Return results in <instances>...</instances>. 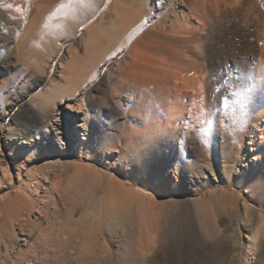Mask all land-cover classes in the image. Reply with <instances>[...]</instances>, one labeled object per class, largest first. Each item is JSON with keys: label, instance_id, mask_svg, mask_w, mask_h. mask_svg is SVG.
Returning <instances> with one entry per match:
<instances>
[{"label": "rangeland", "instance_id": "1", "mask_svg": "<svg viewBox=\"0 0 264 264\" xmlns=\"http://www.w3.org/2000/svg\"><path fill=\"white\" fill-rule=\"evenodd\" d=\"M103 1L63 0L57 7L48 11L44 18L50 25L43 35L26 48V53L30 52L29 54L35 56L28 54L23 57L24 60L18 62V71L12 73L17 76L20 70H25V74L19 75L23 85L17 87L26 94L19 98V94L2 91L4 97L0 96V113L3 115L0 118V157L4 160L2 165L9 169L11 174L8 175L11 178L7 174H0V199L26 194L28 198L31 197V204L24 208L21 204V208L9 213L8 218L0 215V237L5 226L18 230L19 220L27 219L24 228L32 233V241L30 240L28 245L36 248V251L45 248L56 251L57 255H53L57 257V264H61L60 261L66 258L64 254L62 259V254L69 255L70 250L79 255L75 256V261L79 262L74 261L72 264H264V228L257 235L252 221H245L251 211L262 216L264 221L263 123L254 133L248 129L233 133L223 130L226 120L221 118L198 134L191 133L192 135L187 136L183 147L170 145L165 148L157 140L137 142L138 140L132 138L140 125L136 123L135 118L128 117V113L120 107L117 108L122 114L118 112L116 115L104 117L95 111H89L86 98L83 97L75 101L65 100L75 107L82 103L84 108L76 113L69 112L65 105H57L52 109L54 116H58L64 123L58 132L61 133L63 128L71 126L75 120L82 122L84 114L87 113L88 126L97 146L105 149L120 148L121 142L128 135V150L124 151L125 154L122 153V156L128 157V170L123 163L105 165L93 157V154L90 157L78 158L72 155L71 147L68 148L67 154L57 153L56 146L44 139V133L48 132L49 127L38 129L41 138L39 151H36V146L23 148L19 143L29 130L27 127L33 126L29 121V114L37 117V110L42 109L37 96L49 84V79L57 73L59 62L66 56L69 44L63 45L60 55L48 63L51 68H48V64L43 67V56L47 58L50 55L45 49L52 46L51 40L63 39L61 34L66 33L65 22L75 23L87 14L92 16L81 26L79 35H82L84 30L90 29L91 25L102 17L106 21L113 19V5L116 0ZM36 2L37 0H22V4L16 8L9 5L4 8L12 10L20 18L29 19L36 14ZM117 2L125 5L130 0ZM260 5L264 10V2ZM243 16L240 14L237 19ZM253 28L251 25L249 29L255 36L256 47L264 48L263 37H257L256 29L252 31ZM3 41L4 39L0 38V44ZM14 43L21 45V37ZM113 67L114 64L99 66L98 80L89 87L91 93L111 73ZM43 74L47 76L44 83L29 89L33 76ZM7 77L9 80L12 76ZM108 92L116 99L122 98V95L111 87ZM43 108V111L48 110ZM260 111L264 113V105ZM73 115H77L75 119L72 118ZM19 123L26 127L19 128ZM52 152L57 154L51 155ZM56 160L70 165L90 167L94 179L76 178L70 174L71 171L70 175L66 174L64 168L53 163ZM224 164L230 166V169H226L228 175L223 174ZM18 172L20 178L17 177ZM103 176H111L123 183L125 188L130 190L135 203H141L142 206L137 209L135 205H128V212L124 207H121V210L120 207L110 208L106 202V191L99 184V180L103 181ZM39 180L37 187L35 181ZM230 183L238 186L231 187ZM127 216L133 218V224L125 230L120 223L123 218L127 219ZM107 224H111V227ZM106 228H109L108 231ZM69 231L75 232L76 238L83 240V244L73 246V242L68 245L59 243L57 235H65ZM255 233L259 237L256 240ZM2 242L0 252H3L6 241ZM186 247L191 253L187 257H179L178 252Z\"/></svg>", "mask_w": 264, "mask_h": 264}, {"label": "bare ground", "instance_id": "2", "mask_svg": "<svg viewBox=\"0 0 264 264\" xmlns=\"http://www.w3.org/2000/svg\"><path fill=\"white\" fill-rule=\"evenodd\" d=\"M21 2L22 0H0V38L4 39L0 44V96L3 97L2 91L19 94V98L26 94L17 87L21 84L19 75L25 74V70H20L17 76L12 73L19 68V60L30 53H26L27 45L35 42L50 25L44 15L63 0H37L36 14L29 19L20 18L12 10L4 8L6 5L16 8ZM262 2L264 0H130L128 4L122 5L116 0L113 5V19L106 21L102 17L90 29L84 30L82 35H79L81 26L92 16L86 13L80 21L65 22L66 33L61 34L63 39L51 42L49 40L52 46L45 49L50 55L47 58L43 56V67L59 56L62 46L68 43L66 56H61L57 73L37 96L42 109L37 110V117L28 113L33 126L27 127L29 130L19 143L23 148L36 146V151H39L40 127L42 130L49 127L48 132L44 133V139L56 146L57 153L67 154L71 147L72 155L78 158L94 155L93 157L105 165L123 163L128 170V157L122 156L128 150V135L121 142L120 148L105 149L97 146L88 126L87 113L84 114L82 122L75 120L71 126L63 128L61 133L58 132L64 123L58 116H54L52 109L57 105H65L69 112L76 113L84 108L82 103L75 107L65 100L75 101L83 97L86 98L89 111H95L104 117L116 115L119 112L117 107H120L140 125L132 138L138 140L137 142L157 140L165 148L170 145L183 147L187 136L191 133L198 134L221 118L226 120L222 127H225V132L234 133L246 129L256 132L259 125L264 124V113L260 111L264 105V48L256 47L255 36L249 28L254 26L257 37L264 39V10L260 5ZM240 14L244 16L237 19ZM19 37L21 45L14 43ZM103 64H114V67L101 83H97L98 86L91 93L89 87L97 82L100 75L98 68ZM44 74L34 75L28 88L41 86L47 78ZM7 76L12 77L8 80ZM110 87L119 92L122 98L116 99L110 95ZM43 107L48 110L43 111ZM76 116L73 115L72 118L75 119ZM2 117L0 113V118ZM17 126L20 128L25 125L19 123ZM56 152L51 155L57 154ZM53 163L64 168L66 174L71 171L70 174L76 178L94 179L90 167L70 165L60 160ZM2 164L4 160L0 157V174H11ZM229 167V164L222 165L225 168L224 175ZM19 173L17 177L20 178ZM47 178L45 176L48 181ZM11 182L10 179L9 183ZM35 182L38 187L40 180ZM99 184L106 191V202L110 208L120 207L121 210L124 207L128 212V205H135L137 209L142 206L141 203H135L130 190L123 183L111 176H105L103 181L99 180ZM229 186L237 187L238 184L230 183ZM25 195L1 198L0 215L8 218L12 211L31 204V197ZM248 217L245 221H252L258 235L264 228L262 216L251 211L248 212ZM26 220H19L18 230L10 229L9 226L3 229L0 242L6 243L3 252H0V257L3 256L0 264H57V257L53 255L56 251L46 248H42L44 251H36V248L28 245L32 241V233L24 228ZM132 220L131 216H127L120 224L127 230V226H132ZM106 229L108 231L109 228ZM256 233L255 240L259 238ZM57 240L63 245L72 242L73 246L83 244V240L76 238L75 232L70 231L65 235H57ZM255 240L252 239L254 242ZM75 252L70 250L69 255L63 253L62 259L64 254L66 258L60 263L72 264L75 256H79ZM190 253L186 247L178 252V256L187 257ZM51 254L54 258L49 256Z\"/></svg>", "mask_w": 264, "mask_h": 264}]
</instances>
